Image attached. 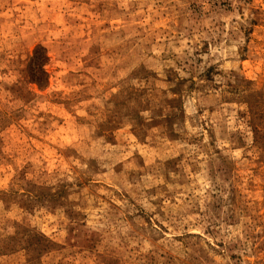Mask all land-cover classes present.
Here are the masks:
<instances>
[{"label": "rangeland", "instance_id": "obj_1", "mask_svg": "<svg viewBox=\"0 0 264 264\" xmlns=\"http://www.w3.org/2000/svg\"><path fill=\"white\" fill-rule=\"evenodd\" d=\"M0 264H264V0H0Z\"/></svg>", "mask_w": 264, "mask_h": 264}, {"label": "trees", "instance_id": "obj_2", "mask_svg": "<svg viewBox=\"0 0 264 264\" xmlns=\"http://www.w3.org/2000/svg\"><path fill=\"white\" fill-rule=\"evenodd\" d=\"M40 52H41V47L35 51L34 56L31 60V63L35 64L34 71L33 68L31 67V71H32L31 76L32 79L36 82H40L42 80V74H43V71L42 74L39 73V71H40V66L42 65L45 57Z\"/></svg>", "mask_w": 264, "mask_h": 264}]
</instances>
